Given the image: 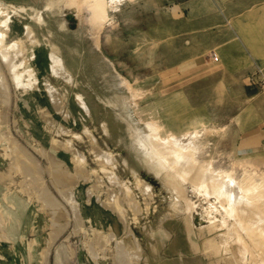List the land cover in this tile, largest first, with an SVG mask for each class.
<instances>
[{
    "label": "rangeland",
    "instance_id": "374dc122",
    "mask_svg": "<svg viewBox=\"0 0 264 264\" xmlns=\"http://www.w3.org/2000/svg\"><path fill=\"white\" fill-rule=\"evenodd\" d=\"M49 1L0 0L3 207L15 209L10 195L34 199L40 210L49 212L41 226H46L45 233L55 228L58 242L74 246L80 243L78 211L89 200L87 207L97 211L99 222L88 240L100 238L103 244L98 241L102 246L97 261L85 264H158L161 256L177 258L179 253L182 264H212L209 222L202 225L203 236L195 221L193 230L183 231L180 219L174 218V205H182L176 184L199 212L213 198L192 191L189 180L174 177L171 168L178 165L173 156L185 152L190 132L204 125L221 126L220 135L206 134L208 152L197 159L212 160L214 174L222 170L216 166L231 163L238 171H255L262 180L264 0H121L116 9L106 6L105 21L93 17L92 0H82L80 8L79 0ZM27 26L32 28L29 33ZM51 43L52 51L46 49ZM63 48L66 76L47 79L35 72L37 51L43 56L50 51L59 70L55 57ZM48 102L49 115L37 111ZM178 162L187 166L185 160ZM153 164L176 182H163ZM144 184L150 187L149 195L143 193ZM1 211L3 230L10 216ZM247 217V224H253ZM161 228L167 241H161L158 251L152 231L160 233ZM236 256L234 261L252 264L250 254ZM68 259L66 246L57 245L54 263L67 264ZM31 263L38 264L35 257Z\"/></svg>",
    "mask_w": 264,
    "mask_h": 264
},
{
    "label": "bare ground",
    "instance_id": "6f19581e",
    "mask_svg": "<svg viewBox=\"0 0 264 264\" xmlns=\"http://www.w3.org/2000/svg\"><path fill=\"white\" fill-rule=\"evenodd\" d=\"M92 1H93V7L91 10L93 12V17L95 16L94 18L96 19L98 17L106 18L107 17L106 6L109 2H112L115 0H92ZM118 1H121V0H118ZM50 2H51V0L49 1V3ZM78 2H79V4H77V6L82 3V0L77 1V3ZM74 3H76V2H74ZM77 6H76V9H78V7L80 8V6H78V7ZM6 8L8 9V7H6ZM23 8H25V7H23ZM28 8L32 11H36V9L32 6H28ZM111 8H114V7L111 6ZM42 22H44V21H42ZM60 28L64 29V25L60 24L59 29ZM26 29H27V33H29L32 28H31V26H27ZM0 49H2V47ZM21 49H22V47L19 48V50H21ZM12 69H14V68H12V66H11L10 71H12ZM30 72H32V71H30ZM12 73H14V70L12 71ZM18 75H17V77H18ZM14 76H16V75H14ZM103 95H104V97H107L106 94H103ZM222 132H224V130L221 126L204 125L200 129L192 131L189 133L187 142L184 145L186 147L185 152H183L181 154L178 153V154H175L173 156V161L176 162L175 164L180 167L179 168L178 166H173L171 168L173 171V174L175 175L174 177L177 180H181V181L189 180V182H191V185H192L191 186L192 191L198 190L199 194L201 191H205L204 194L207 193L208 196L213 198V201L207 200L208 201L207 207L201 206V211L199 212L197 209H194V207L196 205H194V203L192 201H190L188 198H184L182 191H181V189H179V185L177 183L176 184L177 192L179 193V196L182 195V199H181L182 205L178 206L177 204L174 203L175 204L174 210L176 211L175 212L176 214H175V217L174 216L173 217L178 219V220L180 219L179 224L181 225V228L183 229V231H187L188 229L191 230L195 226V224H193L194 223L193 221H195V223L198 224V226H199V228L198 229L196 228V229L199 231L202 230L203 231V232L201 231L202 234L204 233V226H202V225L206 221L209 222L208 228L210 231V235L206 236V237L208 239L209 246L211 247V249H212L211 251L213 252V256H214V258L212 259V264H219V262L228 261V260H231V261L237 260V256H236L237 252H238V254H240L241 252H243L244 254L245 253L250 254L249 257H251V258H249V259H250V262H252V264H264V221H259L261 218H264V197H260L261 194L264 193V176L260 177V179H262V180L258 181V179H257L258 177H257L255 171H252V170L249 171L247 168L246 169L242 168L238 171V170H236V168L231 163L225 165V167L216 166V168H219L222 170L220 172H217L216 174H214L215 166H214L212 160H204L203 159V160L199 161L197 159L198 155H204V154H207V152H208L207 149H208L209 142L205 140L206 139L205 136H207L206 134L220 135ZM151 134H154V129L151 132ZM185 147H183V148L185 149ZM10 150H12V149H10ZM19 150H21V149H19ZM181 150H182V148H181ZM14 151H16V150H14ZM20 153L24 154L23 151ZM42 153H44V152H42ZM24 156L21 158L23 159ZM43 156H44V154H43ZM45 156H47V155L45 154ZM47 157H49V155ZM12 159H14V158H12ZM181 159L185 160V162H186L187 166L185 168L182 165H179L180 162H178V161H181ZM57 160L58 159H56V161ZM143 160L146 162L147 158H143ZM26 161H28V160H26ZM26 161H25V163H26ZM56 161H53V162H56ZM104 161H106V160H104ZM20 162H21V160H20ZM22 162H23V160H22ZM50 162L52 163V160H50ZM57 162L63 163L61 161H57ZM57 162H56V164H57ZM73 162L78 164V163H80V160L73 157ZM159 162H161V161H159ZM153 169L158 173V176L163 180V182L165 180V182H168L171 185H172L173 181L176 182V180L170 179V177H168L165 174L166 172L164 173V171H163L164 168H162L161 166L157 167L156 165L153 164ZM250 169H252V168H250ZM34 171H36V170H34ZM107 171H110V169H108ZM50 172L51 171H49V173ZM211 172H213V174ZM62 173H64V172L62 171ZM67 173L69 175H71L70 174L71 172L69 173V171H68ZM107 175H108V173H107ZM51 176H52V174H51ZM70 177H72V175ZM55 178H56V176H55ZM72 178H74V177H72ZM183 182H185V181H183ZM55 183H56V181H55ZM45 190H47V189L45 188ZM142 190H143V193L145 192V194H148V195L151 192L149 185H146V184H144ZM253 191H254V194H251ZM42 193H44V188L42 190ZM45 195L47 196V194H45ZM62 195H64V194H62ZM53 198H52V200H53ZM116 201H117V199H116ZM52 206L55 207L53 204H52ZM168 206L171 207L170 205H168ZM110 207L112 208V206H110ZM193 210H194V212H193ZM249 212H251V213H249ZM248 213H249V215H248ZM162 214H164V213H162ZM220 214L225 215L228 220L223 219ZM247 216H249L251 219L255 220V221L253 220L254 221L253 224H251V221H249V220H248L249 224H247V222H246L248 219ZM164 217L166 218V216H164ZM158 219L160 220L159 222L161 224L163 219L162 218H158ZM157 227H158V225H157ZM161 230H162V228H161ZM164 235H165V233L163 230L160 231V233L158 231H155V230L152 231V236L154 238L155 247H157L158 251L162 247L161 241H163V240H165V242L167 241L166 240L167 238ZM203 236H204V234H203ZM151 253H153V252H151ZM182 256H183V253H179L177 258L174 256H168V255L161 256L158 264H182L181 263L183 260ZM242 257H245V256H242ZM252 257H253V259L254 258L255 259L253 260ZM251 259H252V261H251ZM247 261H246V263H247ZM228 264H231V263H228ZM233 264H243V263H238L237 261H234ZM244 264H245V262H244Z\"/></svg>",
    "mask_w": 264,
    "mask_h": 264
},
{
    "label": "crops",
    "instance_id": "0c3cea01",
    "mask_svg": "<svg viewBox=\"0 0 264 264\" xmlns=\"http://www.w3.org/2000/svg\"><path fill=\"white\" fill-rule=\"evenodd\" d=\"M128 1H132V0H128ZM118 4H119V1L115 0V1L109 2L107 6L108 5L110 7L113 6L114 9H116ZM107 17L106 18L98 17V18H100L99 21H105ZM96 21L98 22V20ZM48 43H49V40H47V44ZM51 45L52 43L46 49H49L50 51H52L53 48L51 47ZM41 51H37L38 57L35 60V63H36L35 72L39 74H44L47 79H49L50 76H54L55 74H61L63 75V77L66 76V67H65L66 58H67L66 48H63L62 53L56 52L58 55H57V58L55 57V59H59V65H61V68L59 70H55L54 69L55 67H53L54 63L52 64L53 62L52 57L54 56H52V53L49 51L46 53L45 56H43V55H40ZM195 65H191V66H195ZM51 103L52 102H48L44 106L39 104L37 106V109L39 110L37 111H42L43 109V110H46V113L49 115L47 107L52 106ZM62 111H63L62 115L66 117V105L65 104H64ZM43 131L44 130H42V134H43ZM51 139L54 141L55 136L51 137ZM67 141L68 140H66V142ZM3 186L5 185L1 184L0 182V198L2 196L1 193L3 191V188H2ZM13 196L14 195H10L8 197L9 200L13 198L12 201L15 204V207H14L15 209L13 210H10L8 208L6 210V208L3 207L0 201V207L3 209V212L2 211L1 212L6 213L7 215L9 214L10 216V220L8 224L5 227H3V230L0 229V233L6 231L5 232L6 234H4V236H0V264H32L31 262H32L33 257H35V261L38 264H55L53 260V253H54L56 246L61 243H63L66 246V249L68 251L69 259H68L67 264H85V262L89 263L90 261L93 262V260L97 259L96 257L98 256V254H100L97 252V249L98 250L101 249L103 242L101 241L100 238H98L97 240L99 242H102V244L98 243V241L96 240L94 242H89L88 240L91 237V233L94 231L95 232L97 231L95 229L97 228L96 225L99 222L97 211L92 208L87 207L89 204V200L85 201V204H87V206L85 205L86 207H84L83 210L78 211V221H76V223H77L78 230H80L79 231L80 243L79 245L74 244V246H72L67 240L66 241L61 240L58 242L57 241L58 234L55 235L52 232L54 229L52 230L50 228L49 234L45 233L46 226L43 228H41V226L44 222V218L46 217L45 215L49 212L40 210L42 209V207H40L34 199L28 201L23 196H20V195H15L14 197ZM23 203H25L26 206L22 210L19 208V206L22 205ZM31 206H32V209H30ZM35 210L38 211L40 216L35 215V212H33ZM104 222L105 220L103 219L100 223H104ZM7 231L12 232L13 234L10 233L11 235H8ZM105 236L106 235H104L102 238H104ZM93 237H95L94 239H96L95 235ZM82 239L84 240V242L81 241ZM74 255L75 257H73ZM81 255L82 257H84V259L80 258Z\"/></svg>",
    "mask_w": 264,
    "mask_h": 264
},
{
    "label": "built area",
    "instance_id": "2783aa9c",
    "mask_svg": "<svg viewBox=\"0 0 264 264\" xmlns=\"http://www.w3.org/2000/svg\"><path fill=\"white\" fill-rule=\"evenodd\" d=\"M169 1H171V2H178V0H169ZM253 79V78H252Z\"/></svg>",
    "mask_w": 264,
    "mask_h": 264
},
{
    "label": "trees",
    "instance_id": "16d2710c",
    "mask_svg": "<svg viewBox=\"0 0 264 264\" xmlns=\"http://www.w3.org/2000/svg\"><path fill=\"white\" fill-rule=\"evenodd\" d=\"M195 64V63H194ZM194 64H192V65H194Z\"/></svg>",
    "mask_w": 264,
    "mask_h": 264
}]
</instances>
